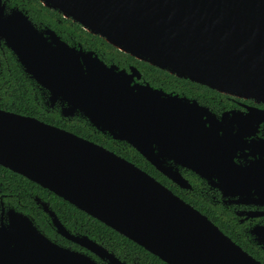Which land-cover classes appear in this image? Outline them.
<instances>
[{
  "label": "water",
  "instance_id": "obj_1",
  "mask_svg": "<svg viewBox=\"0 0 264 264\" xmlns=\"http://www.w3.org/2000/svg\"><path fill=\"white\" fill-rule=\"evenodd\" d=\"M38 1L141 62L264 106V0ZM3 11L0 5V40L25 74L65 103L61 116L83 118L96 132L128 144L181 189L191 188L180 172L186 169L199 179H217L225 195L261 193L258 165L233 161L240 139L217 136L213 117L195 99L134 83L136 69L128 74L107 67L50 31L46 37L20 12ZM234 121L241 128L251 123ZM0 166L165 264H261L133 163L34 117L0 110ZM10 224L0 228V264H98L52 243L28 218ZM73 240L107 264H127L94 241Z\"/></svg>",
  "mask_w": 264,
  "mask_h": 264
},
{
  "label": "flooded vegetation",
  "instance_id": "obj_2",
  "mask_svg": "<svg viewBox=\"0 0 264 264\" xmlns=\"http://www.w3.org/2000/svg\"><path fill=\"white\" fill-rule=\"evenodd\" d=\"M0 5H4L3 13L5 15L20 12L23 17H26L28 21L46 37H50L49 34H47V32L50 31L68 47L85 53H92L97 56L107 67L114 66L117 70H123L128 74L131 73L132 69H136L140 73V77H134V83L149 84V81L145 77L147 72L141 69L142 66L139 63L141 61L132 57L138 61L135 62L131 60L130 55L119 51L110 44V46L105 45L103 41L98 40L100 37L85 31L81 26V30H78L75 25L76 23L69 19H65L56 11H54L56 12L55 14L52 12L44 13V9L38 7V5L31 0H0ZM44 15L47 17L44 18ZM63 21H65V23H63ZM6 52H8L18 64L16 57L6 48L4 41L0 40V66L1 56L5 55ZM18 66L24 78L30 82L32 88L35 90L34 101L39 104L41 108H44L46 112L57 113L61 119L67 121L76 120L78 118L77 116L72 118L61 116L60 113L62 108H65V103L60 99L53 100L48 90L38 85L30 78V75L24 73L19 64ZM159 85L166 93H174L182 97L195 99L201 106L206 107L204 109L213 117L214 124L217 126L213 128L217 136L230 135L240 139V144L236 147V152L233 155L234 163L241 167L256 163L261 170V193H259V190L258 193H256L255 189H251V194L246 195H225L217 179H213V181L202 178L199 179L196 174L186 169H180V172L188 181L189 178L187 177L195 178V180H197L195 187H193L189 181L191 188L184 190L172 183L169 179H166L170 182V186H177L180 190L186 191V194L191 197H200V201L207 203L212 208L228 212L230 215L229 222L232 223V225H238L237 229L239 231H235L234 233L236 241L231 237L229 238L249 256L256 259L261 264H264V244H259L257 242L259 239L260 241H264V147L259 145L260 142H264V106L255 105L249 100L226 96L213 90L211 91V89H204L202 86H191L192 89L198 90L200 93H194L192 95L189 93L187 95L180 89V87H183V83L174 79L167 80L163 78ZM251 106L256 108H247ZM0 110L6 111L4 109ZM243 118H248L251 122L246 128H241L235 121L230 124L231 120ZM205 125L207 129L210 127L208 123ZM111 140L114 143L117 142V145L118 143L126 144L113 139ZM9 177L10 176H8L6 172L0 169V228L11 225L10 221L12 220L28 218L45 237L57 246L87 255L98 264H107V261L99 259L89 249L73 240L78 239V241L80 240L82 242L91 240L108 250L102 242L91 238L89 234H87L86 224L77 225L78 223L75 221L71 225V221L74 217L69 215L75 214L74 211L69 210L71 213H68L69 215H66L65 212L60 214V209H56L50 201L43 199L39 195L37 188H33L29 185H16L19 188L13 189ZM168 189L176 195L170 188ZM25 197H28V199L26 198L29 200L28 203L25 202ZM199 212L203 214L201 210ZM49 213H53L56 216L69 238L58 232ZM209 220L216 225L211 219ZM227 224L229 225V223ZM259 230L263 231V233H260ZM238 242L243 243L242 246L246 249L242 248Z\"/></svg>",
  "mask_w": 264,
  "mask_h": 264
},
{
  "label": "trees",
  "instance_id": "obj_3",
  "mask_svg": "<svg viewBox=\"0 0 264 264\" xmlns=\"http://www.w3.org/2000/svg\"><path fill=\"white\" fill-rule=\"evenodd\" d=\"M31 1L36 3L38 7L44 9V13H56L43 7L38 2V0ZM43 17L45 18L47 16L44 15ZM63 23H65V21H63ZM75 25L77 26L78 30H81L78 24ZM98 40L103 41L105 45L110 46L103 39L98 38ZM131 60L138 62L132 57ZM139 63L142 66L141 69L147 72V74H145V77L149 81L150 86H152L153 88L162 89L159 83L163 78H165L167 80L174 79L181 81L183 83V87H180V89L187 95L189 93L190 95L194 93H200V91L192 89L191 86L200 87L201 85L191 83L188 80L178 79L165 71L150 66L147 63ZM202 87L204 89H209L205 86ZM34 91L35 90L32 88L30 82L26 80V78H24L22 72L19 70L18 64L10 56V54L6 52L5 55L1 56L0 109H4L6 111L14 112L24 116L34 117L44 123L65 129L79 137L99 144L107 150L114 152L118 156L126 159L141 170L145 171L147 174L161 182L164 186L170 188L185 202L194 206V208H196L197 210H201V212L205 214L209 219H211L224 234L236 241L234 233L235 231L239 232L237 229L238 225H232V223L229 222L230 215L228 212L221 209L212 208L207 203L200 201V197H191L186 194V191L180 190L177 186H170V182L158 171H156L155 168L152 167L139 153L128 146V144L118 143L117 145V142L114 143L110 138H106L102 134L96 132L94 128H91L83 118L78 117L76 120L67 121L61 119L57 113L46 112L44 108H41L39 104L34 101ZM0 169L6 172L8 176H10L9 181L13 189L19 188L16 185H29L33 188H37V190L39 191V195L43 199L50 201L56 209H60V214L65 212L67 215L68 213H70L69 210L74 211L75 214H68L69 216L74 217V219L71 221V225L75 221H77V225L83 223L86 224V228L88 231L87 234H89L91 238L102 242L103 245L108 249V251L112 252L118 259L126 262L127 264H165L157 257L153 256L129 239L118 234L111 228L105 226L104 224L90 217L84 212L77 210L73 206L53 195L51 192L37 186L26 178L13 173L8 169H5L3 167H0ZM187 178H189L190 183L193 185V187H195V185L197 184V180H195V178ZM26 198L28 199V197H25L24 200L26 203H28L29 200H27ZM227 223H229V225ZM238 243L242 248L246 249L242 246L243 243Z\"/></svg>",
  "mask_w": 264,
  "mask_h": 264
}]
</instances>
